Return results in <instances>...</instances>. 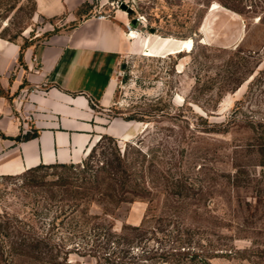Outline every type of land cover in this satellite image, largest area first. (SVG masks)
Segmentation results:
<instances>
[{"label":"rangeland","instance_id":"374dc122","mask_svg":"<svg viewBox=\"0 0 264 264\" xmlns=\"http://www.w3.org/2000/svg\"><path fill=\"white\" fill-rule=\"evenodd\" d=\"M117 1L139 47L105 114L142 131L103 134L73 168L0 176V252L27 235L38 257L16 264H264V0ZM80 17L0 0V38L25 49ZM156 35L176 52L148 55Z\"/></svg>","mask_w":264,"mask_h":264},{"label":"crops","instance_id":"0c3cea01","mask_svg":"<svg viewBox=\"0 0 264 264\" xmlns=\"http://www.w3.org/2000/svg\"><path fill=\"white\" fill-rule=\"evenodd\" d=\"M112 1L37 0L44 15L73 20L80 13L81 19L23 51L19 43L0 38V87L5 92L0 93V175L40 164L78 163L103 134L126 140L142 131L105 114L114 103L124 57L139 47L138 38L128 36L131 18L125 10L98 17L96 10Z\"/></svg>","mask_w":264,"mask_h":264},{"label":"trees","instance_id":"16d2710c","mask_svg":"<svg viewBox=\"0 0 264 264\" xmlns=\"http://www.w3.org/2000/svg\"><path fill=\"white\" fill-rule=\"evenodd\" d=\"M13 38H14V37H13ZM13 38H10V39H8V40L14 42ZM21 51H23L22 47H21ZM34 135H36V132H34V133H32V134H27V135L23 136V138L26 139V138H29V137H33ZM20 138H21V137H19V139H20ZM93 150H94V147L92 148L91 153L93 152ZM91 153H90V154H91ZM75 164H76V163L40 164V165H37V166H35V167H32V168H30V169H28V170H26V171H24L23 173H20V174L34 173V172L39 171V170H40L41 168H43V167H63V168H73V167H75ZM18 175H19V174H18ZM0 176H6V175H0ZM121 188H122V185H121ZM144 222H145V220H143L142 223H141L140 225H134V226H132L131 228L134 229V230H141V229H143V224H144ZM30 238H31L30 236L25 235V238L23 239V240H25V241H23V242L21 243V244H22L21 246H23L24 248H19L18 250H17V248H14L13 252H11L10 254H8V255H6V256H5V253L2 252V250H1V252H0V264H16V262H15L16 259H14V257H15L16 254L19 255V256H30V257L33 256L35 259H37L38 256H36V255H32V253H31L29 250H27V248H25L26 246H27V247L30 246L29 243H27V241H26V240H29ZM33 240H34V239H33ZM186 256H187V258H189V259H195V258L197 257L196 254H192V255L187 254ZM166 261H168V260H166ZM206 261H207L206 259H205V260L202 259V262L199 263V264H210V263H208V262H206ZM180 262H181V260H180ZM66 264H69V263L66 262ZM177 264H179V262H178Z\"/></svg>","mask_w":264,"mask_h":264},{"label":"bare ground","instance_id":"6f19581e","mask_svg":"<svg viewBox=\"0 0 264 264\" xmlns=\"http://www.w3.org/2000/svg\"><path fill=\"white\" fill-rule=\"evenodd\" d=\"M220 7L218 3H214L212 6V9H216ZM129 10H125L127 13L133 12L134 9L132 6H129ZM140 35L139 31L135 28H132L130 36L133 39L138 38ZM177 45H178V40L176 38H168V37H162L160 35H156L155 39L151 44H149V47L147 49V54L148 55H155L157 52H164V53H169L172 54L176 52L177 50ZM146 47V46H145Z\"/></svg>","mask_w":264,"mask_h":264},{"label":"built area","instance_id":"2783aa9c","mask_svg":"<svg viewBox=\"0 0 264 264\" xmlns=\"http://www.w3.org/2000/svg\"><path fill=\"white\" fill-rule=\"evenodd\" d=\"M110 4H111V6L115 7V5H116L117 8H120L123 5V1L118 2L116 0V1H112ZM128 9H130L129 6H128ZM97 15L100 18H105V17H109L111 15V13L110 12L99 11V12H97ZM136 20L137 21H141L140 18H137ZM134 26L135 25H133L131 22L126 24V27L128 29V35H130L131 30H132V28H134Z\"/></svg>","mask_w":264,"mask_h":264},{"label":"water","instance_id":"95a60500","mask_svg":"<svg viewBox=\"0 0 264 264\" xmlns=\"http://www.w3.org/2000/svg\"><path fill=\"white\" fill-rule=\"evenodd\" d=\"M123 9L129 10L127 5H122ZM134 22V21H133Z\"/></svg>","mask_w":264,"mask_h":264}]
</instances>
